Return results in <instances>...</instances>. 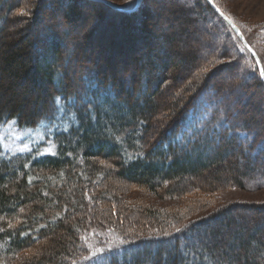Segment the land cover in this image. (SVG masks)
<instances>
[{
	"label": "trees",
	"instance_id": "obj_1",
	"mask_svg": "<svg viewBox=\"0 0 264 264\" xmlns=\"http://www.w3.org/2000/svg\"><path fill=\"white\" fill-rule=\"evenodd\" d=\"M40 1L12 0L0 8V127L41 126L44 136L56 137L57 150L0 156V264H81L87 237L109 231L126 243L105 250L103 264H264V202L223 203L215 196L229 188H264V129L258 131L243 104L236 109L228 102L234 88L244 92L243 79L262 95L264 83L253 70L241 76L244 47L225 20L206 0H189L193 8L176 0L190 9L182 10L190 13L180 20L182 36L198 13L217 20L209 30L219 45L209 43L204 57L183 51L173 71L156 74L164 65L162 56H151L152 38H159L161 51L181 45L173 34L155 32L146 0L129 12L98 0H69L63 16L70 25L79 19V4L87 3L119 15L112 29L125 33L128 25L143 34V75L134 98L96 66L77 86L67 79L59 34L48 29L41 38L34 25L26 28L43 14ZM15 21L25 23L17 39L6 30ZM182 64L188 65L184 80L176 73ZM223 72L232 85L222 82ZM244 131L246 137L238 134ZM134 187L143 194L131 197ZM211 224L226 231L199 233ZM172 225L180 231L168 234Z\"/></svg>",
	"mask_w": 264,
	"mask_h": 264
},
{
	"label": "rangeland",
	"instance_id": "obj_2",
	"mask_svg": "<svg viewBox=\"0 0 264 264\" xmlns=\"http://www.w3.org/2000/svg\"><path fill=\"white\" fill-rule=\"evenodd\" d=\"M9 1L12 0H0V8L2 9V12L7 9ZM22 1L29 0H20V2ZM105 1H108L121 9L124 7L122 11L126 12L130 11L128 8L129 6H134L136 3V0ZM150 1L151 0L144 1V7L147 8L148 13L151 15L150 22L153 24L152 26L154 27L155 32L157 34L164 35L171 33L175 37L179 38L178 41L181 45L179 48L173 50L161 51L158 48V45H161L159 43V38L155 37V40L152 38L151 41L154 42V45L155 42L157 43V45H155L157 46V49H153L151 56L153 57V54H159L162 56V63L164 65L162 69H157L159 71H157L156 74H164L165 72H168V70L173 71L172 67L174 65H180L181 53L183 51L192 48L198 55H200V57H204L207 54L209 43L211 46L219 45V42L216 39V34L210 33L209 30L211 27L214 28L213 26L216 25V23L212 22H217V20H214L213 18L207 19V17H205L206 15H204L206 19L204 20L202 19L203 15L201 16L198 13L196 15H190L193 21L189 22L187 28L188 35L185 37L182 36L180 30V20L190 14H187L186 12V14L182 13L183 11H186V9L190 10V7L193 8L194 3L190 2L193 0H185L189 8L186 6L184 7V5L180 4L176 0H171L169 2L165 0H154V4L152 6L150 4L149 6L148 3H150ZM216 1L224 10V13L227 16L232 17V22L238 24L242 28L246 43L250 49L258 51L260 55V65L264 66V0ZM40 2H43L41 6L43 14L40 15L41 13H39L37 22H29L26 28H33L34 25V27L38 29L39 37L41 38L46 34L48 29H51L53 32L59 34V38L62 39L64 54L62 66L65 69L67 79H70L72 82L74 81L76 85L79 80L81 82V78L85 71H88V69L96 66L101 68L107 75L118 78L123 87L128 88L134 98L138 97L140 77L143 75L141 68L143 67L145 60L144 50L142 47L143 45L141 42L143 37L142 33L137 32V29L133 26L130 28L128 25H126L127 30L125 33L121 32L120 28L117 30L112 29L111 26H115L120 22L119 15L106 10L98 12L94 5L87 3L79 4V19L74 25H70L69 23H66L63 16L69 0H43ZM11 12L10 16H8L9 14L7 15V19L10 22L15 14V11ZM16 12L19 14L23 12V10L19 8ZM192 12H196V10L194 9ZM10 22L6 30L11 32L13 38L17 39V37L23 32H21V30L23 29V24L25 23H23V21H15L13 23ZM206 30L208 31L207 34L205 33ZM42 40V46L38 45L36 46V49L44 46V38ZM238 48L242 49L240 44L238 45ZM243 55L244 57L239 56V59L241 60L239 69H244L246 71V73L241 74L242 77L243 75L248 77V74L251 76V71L253 68H258V65L253 58H250L246 48H244ZM187 66V64H182L176 72L183 80L186 78L184 76L186 75ZM241 70H238V72L241 73ZM194 72L197 73L198 69ZM257 72L258 71H256V73ZM221 80L224 84H227V86L234 83V80H232L229 72H223ZM243 80H245L246 85H243L242 87L244 92H239L234 88L232 96H230L228 102L229 105L235 107L236 109L237 106L239 107V103L243 104L242 111L253 115L255 119L254 125H256L258 131H260V129H264V95H262L256 87H251V80H247V78ZM212 81H216V78ZM242 82L243 81H241V83ZM32 98L33 96H30L29 99L31 100ZM241 108L242 107L240 105V109ZM242 111L238 112L239 116H241L240 114ZM159 114H157L154 120L157 127L160 125ZM242 115L246 117V114ZM53 137L54 136H44L43 127L41 126L34 129H21L17 128L12 123H8L5 126L0 127V156L7 157L8 155L24 153L29 150H36L38 155L55 154L57 149L54 139H56V137ZM260 165L264 167V158H262ZM239 168L241 167L238 166V169ZM128 190L130 192V196L133 198L143 194L135 187L128 188ZM215 196L220 198L223 203H227V201L260 203L264 202V188L254 191L229 188L216 193ZM172 202L173 201L163 200L162 204L172 205ZM197 217L198 216L196 215L192 218L195 220ZM187 227L188 226H185L183 228L184 232H187ZM178 228V225H172L169 229L170 233L168 234L177 232L176 229ZM212 229L226 231L224 227L221 228L219 225L211 224L209 226L200 227L199 233L202 234V232H204L208 235ZM151 235H153V233ZM99 236L101 235H89L85 244L87 252L79 255L83 257L87 256L93 247H103L105 250L110 251L126 243L123 236H119L113 231H109V233L103 237ZM204 242H208V240H205ZM109 245L112 246L111 249L108 248ZM164 246L167 245L164 244ZM97 255L101 256L102 254ZM95 259L96 258H93V260ZM81 261V264H93L92 260L86 261L82 259Z\"/></svg>",
	"mask_w": 264,
	"mask_h": 264
},
{
	"label": "snow or ice",
	"instance_id": "obj_3",
	"mask_svg": "<svg viewBox=\"0 0 264 264\" xmlns=\"http://www.w3.org/2000/svg\"><path fill=\"white\" fill-rule=\"evenodd\" d=\"M21 14H23V12H21ZM221 16H223L224 20H227L229 23H231L232 29H237V25L235 23L232 22V17L225 15L223 12H221ZM239 34V32H238ZM241 51H243V49H241ZM259 61L257 60V65H259ZM253 71H258L259 73V77L264 79V66L258 67V68H254ZM56 101L58 102L61 98L60 97H56L55 98ZM241 136H247V132H239L238 133ZM261 150H264V143H261L260 145ZM177 232L180 231V229H176ZM167 234V233H165ZM123 243V241H122ZM111 245L108 246L109 249H111ZM105 253V248L103 247H93L92 250L89 252V254L87 256L82 257V259L88 261V260H92L93 264H103V260L105 259L104 256H98L97 254H103ZM93 258H96L95 260H93ZM73 264H75V262H73Z\"/></svg>",
	"mask_w": 264,
	"mask_h": 264
},
{
	"label": "water",
	"instance_id": "obj_4",
	"mask_svg": "<svg viewBox=\"0 0 264 264\" xmlns=\"http://www.w3.org/2000/svg\"><path fill=\"white\" fill-rule=\"evenodd\" d=\"M103 3H105V4H107V5H109L111 8H113V9H115V10H118V11H122L123 9H121V8H119V7H117V6H114L113 4H111L110 2H107V1H104V0H101ZM140 1L141 0H137L136 1V6H138L139 5V3H140ZM209 3L211 2L210 0H207ZM211 4V3H210ZM214 7V6H213ZM214 9L221 15V12L218 10V9H216V7H214ZM222 18H223V16H221ZM224 19V18H223ZM228 24H229V26L232 28V26H231V23H229L227 20H225ZM237 29H238V27H237ZM234 32H235V34L238 36V38L240 39V41H241V43L252 53V55L254 56V58H255V61L257 62V60L259 61V59H258V57L254 54V52L249 48V46H248V44L246 43V41H245V39L243 38V36L241 35V33H240V30L238 29V32H239V34H238V32H237V30L236 29H232ZM260 62V61H259ZM258 67H261V65H260V63H259V65H258ZM263 81H264V79H262Z\"/></svg>",
	"mask_w": 264,
	"mask_h": 264
}]
</instances>
